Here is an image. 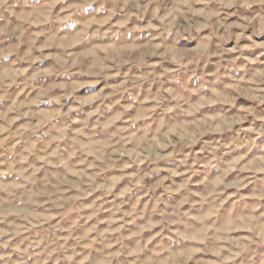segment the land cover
<instances>
[{
    "label": "rangeland",
    "instance_id": "1",
    "mask_svg": "<svg viewBox=\"0 0 264 264\" xmlns=\"http://www.w3.org/2000/svg\"><path fill=\"white\" fill-rule=\"evenodd\" d=\"M260 197L264 0H0V264L264 263Z\"/></svg>",
    "mask_w": 264,
    "mask_h": 264
},
{
    "label": "crops",
    "instance_id": "2",
    "mask_svg": "<svg viewBox=\"0 0 264 264\" xmlns=\"http://www.w3.org/2000/svg\"><path fill=\"white\" fill-rule=\"evenodd\" d=\"M189 18H184L182 19L183 21L180 22H174L172 21L169 27L171 28H166L165 31L171 32L172 29L176 26V34L175 32L173 33H169L172 34L174 36V39H177L176 42H179L178 44H187L188 46H193V48L195 49H189L188 48H182L180 53L175 52V54L173 55V57H175L178 60H185L187 58H196V57H201L203 56L206 52L209 51V49L211 50L214 46V44L216 43V39H219L220 36L215 28V25H213L211 22L210 24H203L201 26H199L198 23V16H199V12L196 9L193 10H189ZM208 19V18H207ZM230 27H227V29L222 30L223 34L225 33V31L228 33ZM219 41H223L224 40H219ZM182 47V46H181ZM210 53H212V51H210ZM74 53L70 54V56H74ZM84 56V55H83ZM116 56V55H114ZM113 57V56H112ZM80 59V58H79ZM60 60V59H59ZM81 60V59H80ZM80 60L77 62L75 57L72 58V60L66 64L65 62L62 63L60 61H58L57 59H52V62L50 59H39L38 58V63L39 62H46V64L48 65L47 69H52L50 71V73H52L53 75H55L56 73L61 75L66 76V74H70L72 75L70 77V81L71 83H67V82H63V83H58V85L55 86V83L52 82L50 83L48 86L49 88L52 87V90H62L64 91V93H66V95L70 96V91L69 90H74V89H79L82 90L84 88H86L87 83L85 81L84 78H86V73L88 74V72L86 71V69H88L86 66H82ZM72 69V70H69ZM82 98H86V97H82ZM53 101V105H58L56 103L55 100L51 99ZM85 100V99H84ZM82 101L86 103L85 101ZM81 104V102H80ZM58 112L55 111L52 115L51 118H47L45 116H42L41 120L36 121L34 125H32V128L30 129L31 135L32 133L37 129L40 128L43 124L42 122L46 121V119H53L55 120V115ZM16 120L10 121L8 120V127H10L12 124L15 123ZM20 125V124H19ZM9 131V129H8ZM13 131V130H12ZM10 131V132H12ZM21 132V131H20ZM8 136V134L6 135V137ZM262 199V200H261ZM259 201H264V198L260 197ZM247 212V211H246ZM248 213V212H247ZM247 215V214H246ZM259 215V214H258ZM243 217L240 213V218ZM258 218H260L258 221H256L254 223V226L257 227V229L255 230V232H260V241L263 242L264 241V209H262L260 211V215L257 216ZM241 221V220H240ZM239 224L235 223V221H233V226L236 227H240L239 225L242 223V225L244 226L246 222H238ZM249 223V222H248ZM227 231V230H226ZM223 241H225V239H223ZM264 243V242H263ZM256 246L260 245V246H264V244H259V242L255 243ZM257 249H264V247H256ZM257 264V261L256 263ZM258 264H264L262 262L258 263Z\"/></svg>",
    "mask_w": 264,
    "mask_h": 264
}]
</instances>
